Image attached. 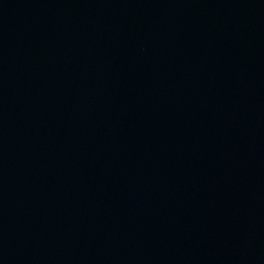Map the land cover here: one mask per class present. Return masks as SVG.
<instances>
[{
    "label": "water",
    "instance_id": "95a60500",
    "mask_svg": "<svg viewBox=\"0 0 264 264\" xmlns=\"http://www.w3.org/2000/svg\"><path fill=\"white\" fill-rule=\"evenodd\" d=\"M0 264H264V0H0Z\"/></svg>",
    "mask_w": 264,
    "mask_h": 264
}]
</instances>
